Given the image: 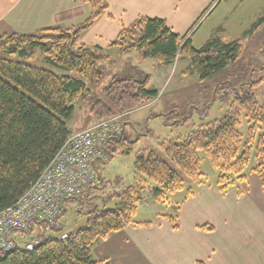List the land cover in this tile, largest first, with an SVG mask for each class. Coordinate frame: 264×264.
<instances>
[{
	"label": "trees",
	"instance_id": "trees-1",
	"mask_svg": "<svg viewBox=\"0 0 264 264\" xmlns=\"http://www.w3.org/2000/svg\"><path fill=\"white\" fill-rule=\"evenodd\" d=\"M82 1L90 5L91 13L75 29L56 27L40 34L0 36L1 52L33 59L35 54L30 49L41 47L49 64L72 72L58 74L30 62L0 56V212L30 189L68 137L77 132L70 129L68 121L79 100L92 102L89 115L94 122L88 127L102 119L139 109L160 93L151 88V75L136 68L131 74L114 76L105 83L101 63L110 56L100 48L87 46L81 38L109 6L105 0ZM110 45L116 46L120 55L137 50L142 58L151 57L163 64H173L186 56L202 82L235 64L244 48L239 39L224 40L220 30L197 48L189 33H178L166 18L147 15L124 26ZM258 70H264V66ZM225 83L217 92L233 91L235 96L223 117L198 126L178 140L161 143L176 167L154 150H139L134 162L137 184L115 192L119 199L115 207L99 209L96 206L87 212V221L82 227L67 238L54 237L51 231L61 230L59 221L68 205L90 200L94 190L101 186L92 187L81 197L66 200L64 213L54 225L44 221L30 223L28 233L35 232L41 240L35 251L28 252L19 246L10 251L0 250V264H110L94 258V244L130 224H152L135 220L144 199V187L150 182L154 183L151 186L157 200H164L168 192L175 195L181 192L186 181L201 185L200 150L206 151L219 171L220 190L227 191L236 182L246 181L248 171L256 173L264 186V102L258 95V90L264 87V74L258 80L238 85L228 78L215 81L216 86ZM98 94L105 99L94 100ZM244 117L248 120L246 133L240 129ZM123 128L109 138L105 156L97 160V166L101 160L111 161L115 154L133 149L138 139L130 140ZM252 158L255 164L248 169ZM100 178L102 182L101 173ZM194 193L195 187L191 186L186 198ZM166 217L174 228L179 227L176 216ZM200 228L212 230L213 226L205 224Z\"/></svg>",
	"mask_w": 264,
	"mask_h": 264
},
{
	"label": "crops",
	"instance_id": "crops-1",
	"mask_svg": "<svg viewBox=\"0 0 264 264\" xmlns=\"http://www.w3.org/2000/svg\"><path fill=\"white\" fill-rule=\"evenodd\" d=\"M105 1L108 10L94 26L82 33L81 38L87 46L102 51L111 46L124 26L131 25L141 15L166 18L175 31L183 34L176 28V18H172L179 6L186 14L193 11L194 5L207 7L210 0ZM90 13V5L82 0H0V36L40 34L56 27L72 30ZM116 53L124 62L132 61L127 63L131 70L130 67L126 69L124 75L131 74L145 61L153 62L151 57L142 58L137 50L120 55L117 48ZM152 64L157 68L156 63ZM189 67H192L191 62ZM144 69L151 75L152 86L159 69ZM159 99L160 93L145 106L131 111L123 120V131L132 113L153 107ZM93 122L89 116L88 124ZM139 150L142 149L135 151V157ZM101 177L104 184L102 174ZM175 208L173 216L177 217L178 228L166 217L169 214H162L159 223L148 221L152 223L150 226L130 224L96 242L92 249L94 258L110 264H264V186L256 173L248 171L246 181L236 182L227 191L220 190L216 182L197 185L195 193L175 203ZM135 220L145 222L137 216ZM205 224L212 225L213 229L200 228Z\"/></svg>",
	"mask_w": 264,
	"mask_h": 264
},
{
	"label": "rangeland",
	"instance_id": "rangeland-1",
	"mask_svg": "<svg viewBox=\"0 0 264 264\" xmlns=\"http://www.w3.org/2000/svg\"><path fill=\"white\" fill-rule=\"evenodd\" d=\"M204 6L206 5L197 8V5H194L193 11L186 14L182 13V8L179 6L177 13L172 16V18H176V28L183 34L189 32L192 43L197 48L203 46L214 32L221 29L224 40L239 39L244 43L240 59L229 69L205 82H202L193 68L189 67L190 59L186 56H181L169 66H164L166 64L160 63L154 58H151L153 62L145 61L142 66L137 65L136 69L143 71L144 68L152 71L159 69V74L155 73L151 88L160 91V99L153 107L137 110L127 118L125 134L130 140L138 138V141L132 146L133 151L120 152L115 154L111 161L101 160L99 162V170L104 177V184L102 182L99 184L101 187L94 190L90 200L88 198L84 199L83 203L68 205L67 212L59 221L61 230L51 231L54 237H60L63 232H72L82 227L87 221V212L96 206L99 209H106L117 205L119 199L115 197V192L123 190L127 185L137 184L134 162L135 151L138 149L154 150L164 160L175 166L161 148V143L185 137L198 126L220 119L228 111L235 96L234 92L225 93V90L217 92V88L225 87L226 83L216 86L215 81L228 78L238 85L241 82L258 80L263 76L264 70H258V67L264 66V0H210L208 6ZM30 50L35 54L33 59L1 51L0 56L30 62L58 74L72 73L49 64L41 47ZM116 51V46L103 49L104 53L112 56L101 63L105 83H108L114 76H123L124 71L130 67L127 63L132 62L131 60L124 62ZM152 63H156L157 68ZM258 95L260 101L264 102V87L258 90ZM97 98L105 99L99 94L94 100ZM91 106L92 102L83 100L77 102L74 115L68 121L71 130L88 125ZM160 113L162 115H159ZM247 128L248 120L244 117L240 129L246 133ZM199 154L203 172L202 184L207 182H216L217 184L219 171L213 166L205 150H200ZM254 164L255 158H252L248 169H251ZM151 184L154 185L153 182ZM151 184L144 187V199L138 207L136 216L138 220L157 221V223L161 221L162 214L175 215L176 200L185 199L188 189L191 186H197L194 181H186L184 192L176 195L168 192L164 200H157ZM91 200L92 204H90ZM27 238L18 235L19 245L23 246Z\"/></svg>",
	"mask_w": 264,
	"mask_h": 264
},
{
	"label": "built area",
	"instance_id": "built-area-1",
	"mask_svg": "<svg viewBox=\"0 0 264 264\" xmlns=\"http://www.w3.org/2000/svg\"><path fill=\"white\" fill-rule=\"evenodd\" d=\"M129 112L102 119L71 134L38 180L12 206L0 212V250L22 247L35 251L41 240L28 233L32 222L54 225L64 213L68 199L81 197L88 189L101 184L97 160L105 156L111 136L122 131V119ZM70 232H63L67 238ZM28 237L23 246L17 236Z\"/></svg>",
	"mask_w": 264,
	"mask_h": 264
}]
</instances>
